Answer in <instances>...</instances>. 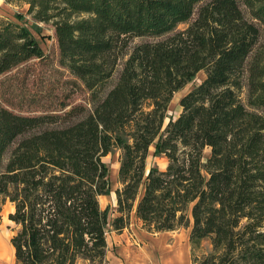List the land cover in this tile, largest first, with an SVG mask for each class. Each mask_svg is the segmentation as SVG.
<instances>
[{
  "label": "trees",
  "instance_id": "1",
  "mask_svg": "<svg viewBox=\"0 0 264 264\" xmlns=\"http://www.w3.org/2000/svg\"><path fill=\"white\" fill-rule=\"evenodd\" d=\"M5 1L53 25L61 65L90 93L89 108L38 116L0 106V221L12 204L16 264H108L114 150L116 231L134 214L150 233L191 228L192 264H264V0ZM44 57L0 18V76ZM152 149L165 168L148 167Z\"/></svg>",
  "mask_w": 264,
  "mask_h": 264
},
{
  "label": "rangeland",
  "instance_id": "2",
  "mask_svg": "<svg viewBox=\"0 0 264 264\" xmlns=\"http://www.w3.org/2000/svg\"><path fill=\"white\" fill-rule=\"evenodd\" d=\"M27 10V6H17L3 1L0 4V18L25 25L39 42L45 52V57L32 59L0 76V106L23 116L43 115L46 111L45 108H48V113L58 112L64 102L70 105L66 111L74 105H84L89 108L90 93L60 63V51L53 25L36 22L32 16L27 14ZM184 27L185 25L181 28ZM262 34L264 36V29H262ZM140 42L143 40L137 39L133 43ZM116 78L117 75L114 81ZM204 79L205 74L200 73L191 84L174 96L166 125L182 112L181 99ZM243 99L246 100V94L243 95ZM120 154L119 150H114L103 159L109 170L110 193L102 198L100 204L103 210L109 211L110 223L107 227V240L110 250H113V244H117L115 250H120L119 258L124 264L126 261L123 254L125 252L133 253L135 257H144L142 259L146 261V264H165V261L177 258L179 253L184 257L183 253L186 252L189 264H192L191 228H183L177 232L165 234L150 233L144 230L136 216L132 215L128 229L121 233L114 229L112 221L117 216L116 190L121 186L119 182ZM166 165V160L154 156V149H152L148 167L165 168ZM13 212L12 204L7 203L3 206L2 220L0 221V243L7 247V254L2 257L3 259H0V264H16L15 250L11 242L18 232V228L9 219ZM210 251V242L206 241L200 254H207Z\"/></svg>",
  "mask_w": 264,
  "mask_h": 264
},
{
  "label": "crops",
  "instance_id": "3",
  "mask_svg": "<svg viewBox=\"0 0 264 264\" xmlns=\"http://www.w3.org/2000/svg\"><path fill=\"white\" fill-rule=\"evenodd\" d=\"M3 1H5V0H0V4ZM163 234H165V233H163ZM116 245L117 244H115V245L113 244V250H115V247H117ZM113 250H110V244L108 243V253H107L108 264H124L122 259L119 258L120 254H121L120 250L119 249H116L115 251H113ZM128 255H130V256H129L128 260H127L126 257ZM132 255H134V254L133 253L127 254V252H125L123 254L124 259L126 261L125 264H137V263H135V261H138L139 264H146V261L144 259H142L144 257L141 258L142 260H136V259L132 258ZM183 255H184V257H182V255L179 253L177 258L171 259L170 261L167 260V261H165V264H189V260L187 258L186 252L183 253ZM138 257H140V256H138Z\"/></svg>",
  "mask_w": 264,
  "mask_h": 264
},
{
  "label": "bare ground",
  "instance_id": "4",
  "mask_svg": "<svg viewBox=\"0 0 264 264\" xmlns=\"http://www.w3.org/2000/svg\"><path fill=\"white\" fill-rule=\"evenodd\" d=\"M103 197L100 198V202L102 201ZM6 254H7V247H5L2 243H0V259H3L2 257H5ZM128 258L129 257H126L127 260H128ZM132 258L136 259V260L141 259V257H138V256L135 257V255H132ZM135 263L139 264L138 261H135Z\"/></svg>",
  "mask_w": 264,
  "mask_h": 264
}]
</instances>
